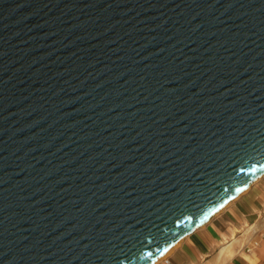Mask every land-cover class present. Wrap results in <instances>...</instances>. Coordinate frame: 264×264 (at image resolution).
Here are the masks:
<instances>
[{
	"label": "water",
	"instance_id": "95a60500",
	"mask_svg": "<svg viewBox=\"0 0 264 264\" xmlns=\"http://www.w3.org/2000/svg\"><path fill=\"white\" fill-rule=\"evenodd\" d=\"M264 171V0H0V264H153Z\"/></svg>",
	"mask_w": 264,
	"mask_h": 264
},
{
	"label": "crops",
	"instance_id": "0c3cea01",
	"mask_svg": "<svg viewBox=\"0 0 264 264\" xmlns=\"http://www.w3.org/2000/svg\"><path fill=\"white\" fill-rule=\"evenodd\" d=\"M214 213L158 264H264V174Z\"/></svg>",
	"mask_w": 264,
	"mask_h": 264
},
{
	"label": "bare ground",
	"instance_id": "6f19581e",
	"mask_svg": "<svg viewBox=\"0 0 264 264\" xmlns=\"http://www.w3.org/2000/svg\"><path fill=\"white\" fill-rule=\"evenodd\" d=\"M262 174H264V171L262 172V173H260L256 178H258L259 176H261ZM255 180V179H254ZM253 181V180H252ZM249 186V185H248ZM248 188V187H247ZM246 188V189H247ZM245 189V190H246ZM244 190V191H245ZM244 191H242V192H244ZM241 192V193H242ZM240 194V193H239ZM238 195V194H237ZM236 195V196H237ZM232 198H234V197H232ZM228 203V202H227ZM226 203V204H227ZM226 204L224 205V206H226ZM223 206V207H224ZM222 207V208H223ZM221 208V209H222ZM221 209H219L218 211H216V213H214V215L215 214H217ZM211 218V217H210ZM209 220V218L206 220V221H204L202 224H200L199 226H203L207 221ZM199 226H196V227H199ZM195 227V228H196ZM188 234H190V233H188ZM188 234H186L184 237H182L179 241H177L170 249H168L161 257H156V260H154L153 261V264H158L161 260H163L164 258H166L167 256H169L180 244H181V242L184 240V238L188 235Z\"/></svg>",
	"mask_w": 264,
	"mask_h": 264
},
{
	"label": "rangeland",
	"instance_id": "374dc122",
	"mask_svg": "<svg viewBox=\"0 0 264 264\" xmlns=\"http://www.w3.org/2000/svg\"><path fill=\"white\" fill-rule=\"evenodd\" d=\"M167 258H168V257H167ZM167 258H166V259H167ZM166 259H163V260H161L160 262H164ZM189 260H190V259L188 258V261H187L188 264H190V261H189ZM192 264H206V263H205L204 260H203V261L201 260V261H194V263H192Z\"/></svg>",
	"mask_w": 264,
	"mask_h": 264
},
{
	"label": "built area",
	"instance_id": "2783aa9c",
	"mask_svg": "<svg viewBox=\"0 0 264 264\" xmlns=\"http://www.w3.org/2000/svg\"><path fill=\"white\" fill-rule=\"evenodd\" d=\"M258 245V241L257 240H254L252 241V246H257ZM250 248H247V250H249Z\"/></svg>",
	"mask_w": 264,
	"mask_h": 264
}]
</instances>
